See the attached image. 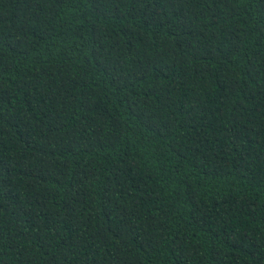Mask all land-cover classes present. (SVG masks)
Masks as SVG:
<instances>
[{"label":"trees","instance_id":"obj_1","mask_svg":"<svg viewBox=\"0 0 264 264\" xmlns=\"http://www.w3.org/2000/svg\"><path fill=\"white\" fill-rule=\"evenodd\" d=\"M0 264H264V0H0Z\"/></svg>","mask_w":264,"mask_h":264}]
</instances>
